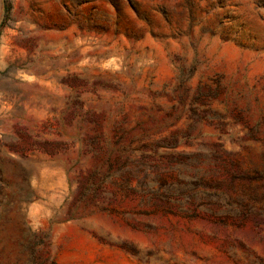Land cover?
I'll use <instances>...</instances> for the list:
<instances>
[{
  "label": "rangeland",
  "instance_id": "rangeland-1",
  "mask_svg": "<svg viewBox=\"0 0 264 264\" xmlns=\"http://www.w3.org/2000/svg\"><path fill=\"white\" fill-rule=\"evenodd\" d=\"M0 264H264V0H0Z\"/></svg>",
  "mask_w": 264,
  "mask_h": 264
}]
</instances>
